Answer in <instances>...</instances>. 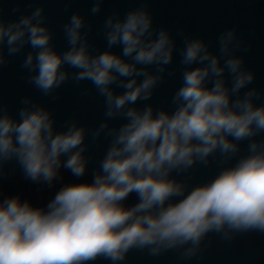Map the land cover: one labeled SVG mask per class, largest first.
<instances>
[{
    "label": "clouds",
    "instance_id": "clouds-1",
    "mask_svg": "<svg viewBox=\"0 0 264 264\" xmlns=\"http://www.w3.org/2000/svg\"><path fill=\"white\" fill-rule=\"evenodd\" d=\"M104 3L92 0L90 12L100 13ZM44 13L35 7L6 21L0 11V69L27 46L21 67L29 84L56 99L67 81L90 82L103 98L104 119L91 130L75 119L57 130L53 111L30 96L22 98L17 116L0 105V176L15 161L34 184L53 187L63 180L62 169L80 181L90 160L89 134L110 143L91 182L62 184L42 207L0 190V264L100 258L122 264L133 249L152 257L177 250L190 260L209 233L228 242L238 234H264V103H257L258 88L248 87L256 73L237 54L248 47L236 28L220 33L218 51L203 37L184 38L181 84L169 111L138 106L151 100L177 53L176 39L168 28L153 27L146 4L123 17L119 11L107 16L101 30L107 47L100 52L78 11L63 25L68 47L58 51ZM118 119L124 122L112 126ZM217 154L228 166L210 180L189 187L177 178ZM133 193L137 202L126 206Z\"/></svg>",
    "mask_w": 264,
    "mask_h": 264
},
{
    "label": "water",
    "instance_id": "water-1",
    "mask_svg": "<svg viewBox=\"0 0 264 264\" xmlns=\"http://www.w3.org/2000/svg\"><path fill=\"white\" fill-rule=\"evenodd\" d=\"M142 4H146L151 12L154 28L158 30L160 27H166L170 30L177 42V53L151 100L140 101L138 106L143 107L151 103L157 110L160 108L174 110L171 99L181 84L183 66L180 64L179 49L183 45L184 38L203 37L210 43L213 51H218L220 33L230 28H236L238 38L242 40L244 47H248L247 51L242 48L237 54L243 55L245 67L256 73L255 80L248 87L258 88L261 97L257 103H264V0H105L101 12L95 15L90 12L92 0H71V2L69 0H0V11L6 21H12L21 15L30 14L35 7L43 6L47 17L45 22L54 32V44L61 52L68 47L63 35V25L74 12L78 11L91 25L90 44L94 51L100 52L107 47L101 31L107 16L113 11H119L123 17L127 11ZM30 50L26 46L22 53L9 57V63L0 69V105L4 106L9 114L17 116L19 109L23 107L22 98L30 96L34 103L43 104L53 111L57 130H62L65 127L64 122L72 119L86 125L90 130L97 127L104 119L103 98L97 95L91 83L85 81L77 84L69 80L56 91V99L43 96L28 83L27 70L21 67L24 55ZM113 50L119 53L120 48L116 46ZM5 54H7L6 48ZM169 73L173 74L169 75ZM228 82H231L230 77ZM123 122L118 119L111 124L119 126ZM85 143L89 144L86 155L90 160L88 170L80 181L91 182L93 173L109 146L110 138L105 139L102 136L99 140L93 141L89 134ZM243 154H246V145H242L241 155ZM232 163H235V160L229 162ZM225 166L228 165H222L217 154L210 158L206 166L198 162L191 170L177 178L184 180L191 187L210 180L221 167ZM62 173L63 180L49 188L25 179L22 170L15 161H12L5 165L4 174L0 176V190L4 196L19 194L22 199L30 200L33 205L42 207L62 184L80 182L66 170L62 169ZM136 202L137 197L133 193L125 204L132 206ZM201 248L202 251L190 260L181 259L177 250L152 257L147 254V250L133 249L122 264H264V234L255 232L238 234L228 242L215 233H209ZM92 264H111V262L100 258Z\"/></svg>",
    "mask_w": 264,
    "mask_h": 264
}]
</instances>
